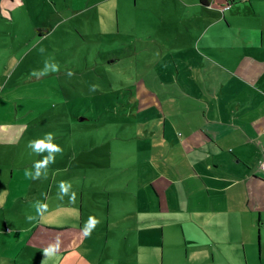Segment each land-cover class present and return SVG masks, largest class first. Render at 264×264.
I'll return each instance as SVG.
<instances>
[{
	"label": "rangeland",
	"instance_id": "1",
	"mask_svg": "<svg viewBox=\"0 0 264 264\" xmlns=\"http://www.w3.org/2000/svg\"><path fill=\"white\" fill-rule=\"evenodd\" d=\"M114 4L115 0L105 5L97 0H0V126L24 131L11 149L20 148L28 161L48 154L38 155L28 147L29 141L47 133L54 134L53 143L62 149L39 185L44 201L48 196L49 203H61L58 215L51 221L47 208L42 222L75 223L82 229L90 216L100 221L83 247L49 258L42 250L41 261L51 264L53 258L52 264H65L68 256L85 258L87 264H161L163 252L164 264H199L196 240L211 232H202L196 217L202 183L195 161L182 160L176 151L184 138L178 134L184 131L182 110L164 124L162 105L146 108L136 96L139 77L146 84L153 76L160 79L163 63L171 64L178 56L158 50L150 41L156 25L135 15L133 19L130 7L119 9L118 32ZM150 50L155 57H147ZM46 62L59 70L39 78L31 75L44 70ZM156 90L162 92L163 87ZM193 128L201 134L197 125ZM160 176L174 182L164 201L168 205L149 185ZM61 182L71 185L63 199L58 197ZM158 186L166 185H155L162 195ZM72 192L74 203L69 199ZM257 237L256 230L247 264H260Z\"/></svg>",
	"mask_w": 264,
	"mask_h": 264
},
{
	"label": "crops",
	"instance_id": "2",
	"mask_svg": "<svg viewBox=\"0 0 264 264\" xmlns=\"http://www.w3.org/2000/svg\"><path fill=\"white\" fill-rule=\"evenodd\" d=\"M111 1L97 0L101 5ZM117 1L118 32L119 9L130 7L131 17L156 25L150 41L158 50L178 56L171 63L175 74L165 61L160 79L153 76L146 84L139 77L136 96L146 108L161 104L164 124L182 110L184 131L178 134L184 138L176 151L182 160L193 158L202 183L201 198H196L199 228L219 237L197 238L195 263L247 264L248 250L254 252L251 237L257 230L259 263L264 264V0H211L207 6L200 0H130V5ZM146 53L150 58L156 55L151 50ZM161 87L162 92L156 90ZM23 133L20 128L0 126V200L5 201L0 206V264H43L42 250L57 236L62 241L57 253L83 247L87 238L80 224L59 226L37 216V201L51 209L47 212L51 221L61 203H49L48 196L44 201L39 187L42 177L25 178V169L33 170L37 159L28 161L20 148L11 149ZM21 157L25 158L21 161ZM170 181L163 176L150 179L149 185L164 205H168L164 202L170 195L168 186L174 184ZM156 184L166 185L158 186L162 195L155 191ZM28 216L35 219L29 221ZM65 264L87 261L67 256Z\"/></svg>",
	"mask_w": 264,
	"mask_h": 264
},
{
	"label": "clouds",
	"instance_id": "3",
	"mask_svg": "<svg viewBox=\"0 0 264 264\" xmlns=\"http://www.w3.org/2000/svg\"><path fill=\"white\" fill-rule=\"evenodd\" d=\"M43 52V49H41ZM58 65L56 64H49L46 62L44 70L40 72H33L31 73L32 76H35L39 78L40 76L48 74L49 71L55 72L58 71ZM68 75L71 76L72 73L69 71ZM91 90L95 91L96 86H91ZM54 140V134L53 133H47L44 138L37 139L34 141H29L28 147L32 149V151L38 155L43 154L44 152H47L48 154L46 156H43V158L39 161L34 162L32 168L33 170L25 169L24 176L26 179H32L36 180L41 178V176H47V168L50 164L55 162V154L62 152V149L59 145L53 143ZM71 185L67 182H61L59 185V193L58 197L60 199H63L65 195H69ZM69 199L72 203L75 202L76 199V193L72 192L69 196ZM4 200H0V206H3ZM35 211L37 216L43 215L47 211V204L42 203L40 201H37L35 203ZM27 219L29 221L35 219L33 216H28ZM100 221L96 219L93 216H90L85 223L84 227L82 228V233L84 237H88L91 235L92 230L96 227V225ZM61 239L59 236L55 238L54 243H50L47 247L43 249V256L45 258H49L53 255H55L59 250L61 246Z\"/></svg>",
	"mask_w": 264,
	"mask_h": 264
},
{
	"label": "trees",
	"instance_id": "4",
	"mask_svg": "<svg viewBox=\"0 0 264 264\" xmlns=\"http://www.w3.org/2000/svg\"><path fill=\"white\" fill-rule=\"evenodd\" d=\"M211 0H200L201 4L204 5V6H207L209 5Z\"/></svg>",
	"mask_w": 264,
	"mask_h": 264
},
{
	"label": "built area",
	"instance_id": "5",
	"mask_svg": "<svg viewBox=\"0 0 264 264\" xmlns=\"http://www.w3.org/2000/svg\"><path fill=\"white\" fill-rule=\"evenodd\" d=\"M226 7H228V5Z\"/></svg>",
	"mask_w": 264,
	"mask_h": 264
}]
</instances>
